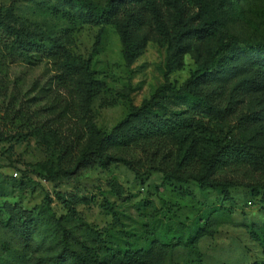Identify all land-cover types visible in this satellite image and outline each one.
<instances>
[{
  "label": "rangeland",
  "instance_id": "1",
  "mask_svg": "<svg viewBox=\"0 0 264 264\" xmlns=\"http://www.w3.org/2000/svg\"><path fill=\"white\" fill-rule=\"evenodd\" d=\"M104 1L84 0L97 7ZM182 1L196 11L190 0ZM168 2L160 6L170 22L174 9ZM0 8H9L8 23L65 57L58 66L45 59L28 64L0 48V264H80L79 255L93 264H264V199L251 196L240 176L224 174L233 185L227 189L230 200H223L195 181L166 177L158 159L147 160L134 148L107 165L69 173L60 171L69 166L59 162L65 143L90 150L96 133L107 134L156 87H178L206 62L219 38L264 42V0H226L214 15L213 34L192 42L166 76V48L147 26L134 34L122 32L116 19L95 24L69 0H0ZM142 38L139 53L124 60L127 44ZM81 62L99 82L88 101ZM222 71L205 90L213 102L165 97L158 106L167 113L191 108L208 127L263 152L264 89L231 99L240 78ZM179 149L174 143L162 151L170 150L176 161ZM47 171L54 174L42 178ZM59 198L75 214H67ZM4 203L35 208L28 240L8 222ZM201 223L209 234H200ZM170 237L178 241L172 248L166 246ZM188 239L191 247L183 244Z\"/></svg>",
  "mask_w": 264,
  "mask_h": 264
},
{
  "label": "trees",
  "instance_id": "2",
  "mask_svg": "<svg viewBox=\"0 0 264 264\" xmlns=\"http://www.w3.org/2000/svg\"><path fill=\"white\" fill-rule=\"evenodd\" d=\"M69 1H74L76 6L85 9L95 24L104 25L116 19L122 32L134 34H139L142 27L147 26L153 40L166 48V76L192 42L213 34L214 15L222 9L226 0H190L196 11L187 9L182 0H169L168 3L174 9L170 22L165 20L161 11V0H105L98 7L89 5L84 0ZM9 16V8H0V48L9 58L28 64L45 59L54 62L56 66L65 60L59 49L46 48L30 38L23 28L8 23ZM143 39L145 38L140 41L134 39L127 44L122 51L124 60L129 62L139 53ZM78 68L83 72L85 98L88 101L98 91L99 82L91 78L86 62H81ZM223 69L231 70V77L240 78L230 90L231 99L242 92L264 89V42L250 43L235 36L219 38L210 50L206 62L194 69L178 87L168 83L156 87L147 99L142 100L138 106L131 107L127 115L107 134L96 133L90 150H78L73 141L65 143L59 162L71 168L60 171L69 173L80 166L93 163L104 166L127 149L134 148L144 154L147 160L158 159L160 171L175 182L192 180L201 188L219 192L223 200H230L227 189L233 183L223 179L224 174H230L242 178L251 196L264 199V151L256 153L238 138L228 136L218 128L208 127V123L199 120L191 108L167 113L158 106L165 97H191L203 103L213 102L211 93L205 90L211 79L221 75ZM86 127L94 130L92 124ZM79 138L76 135V144ZM174 143H177L178 150L182 149L176 161L170 150L162 151ZM53 174L54 171H47L41 176L50 179ZM59 199L67 214H75L66 199ZM3 209L8 222L16 228L23 241L28 240L36 220L35 208L25 210L16 204L4 203ZM199 232L209 234L210 230L201 223ZM177 242L176 238L170 237L166 246L172 248ZM192 242L188 239L183 244L191 247ZM63 254L61 252L59 256ZM76 259L80 264H93L86 256L79 255Z\"/></svg>",
  "mask_w": 264,
  "mask_h": 264
}]
</instances>
